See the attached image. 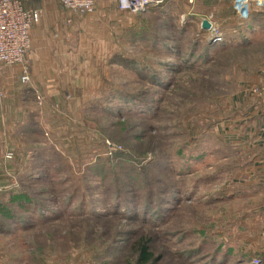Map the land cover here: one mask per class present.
<instances>
[{
  "label": "rangeland",
  "instance_id": "rangeland-1",
  "mask_svg": "<svg viewBox=\"0 0 264 264\" xmlns=\"http://www.w3.org/2000/svg\"><path fill=\"white\" fill-rule=\"evenodd\" d=\"M38 7L0 73V264H137L142 238L148 264H264V12Z\"/></svg>",
  "mask_w": 264,
  "mask_h": 264
},
{
  "label": "built area",
  "instance_id": "built-area-1",
  "mask_svg": "<svg viewBox=\"0 0 264 264\" xmlns=\"http://www.w3.org/2000/svg\"><path fill=\"white\" fill-rule=\"evenodd\" d=\"M63 8L74 13H88L94 10L100 0H58ZM179 0H113L115 7L122 11L138 13L148 7L159 6L166 2ZM234 7L243 16L254 10L264 12V0H234ZM42 10L33 0H0V73L6 65L23 61L31 44V34L34 26L40 21ZM211 23L208 32L214 39H221V34L215 22ZM203 20L201 27L203 28ZM27 79L26 76L22 77ZM258 92V91H256ZM255 264H261L260 259L254 260Z\"/></svg>",
  "mask_w": 264,
  "mask_h": 264
},
{
  "label": "crops",
  "instance_id": "crops-1",
  "mask_svg": "<svg viewBox=\"0 0 264 264\" xmlns=\"http://www.w3.org/2000/svg\"><path fill=\"white\" fill-rule=\"evenodd\" d=\"M262 93H264V85H263ZM260 105L264 106V102L260 103ZM261 109L262 107L259 106L258 104V108L250 112V142H249V145H250V150L254 152V156H256L255 162L256 160L259 159L258 158L259 155L264 156V109L263 111H259ZM261 166H264V162ZM262 182L264 184V175L262 176Z\"/></svg>",
  "mask_w": 264,
  "mask_h": 264
},
{
  "label": "trees",
  "instance_id": "trees-1",
  "mask_svg": "<svg viewBox=\"0 0 264 264\" xmlns=\"http://www.w3.org/2000/svg\"><path fill=\"white\" fill-rule=\"evenodd\" d=\"M33 1L35 4L39 3V0H33ZM172 2H177V1H172ZM172 2H166L164 4L172 3ZM162 5H159V6H162ZM153 7H157V6H153ZM135 246L136 247H134V249L136 250L138 254V258L136 260L137 264H148V262L151 261L154 256L152 249L149 246V240L142 238L136 242Z\"/></svg>",
  "mask_w": 264,
  "mask_h": 264
},
{
  "label": "water",
  "instance_id": "water-1",
  "mask_svg": "<svg viewBox=\"0 0 264 264\" xmlns=\"http://www.w3.org/2000/svg\"><path fill=\"white\" fill-rule=\"evenodd\" d=\"M203 28L205 29H210L211 28V23L207 19L203 20Z\"/></svg>",
  "mask_w": 264,
  "mask_h": 264
}]
</instances>
